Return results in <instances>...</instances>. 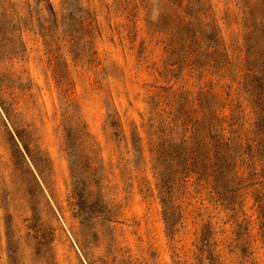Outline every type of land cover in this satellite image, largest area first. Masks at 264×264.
I'll list each match as a JSON object with an SVG mask.
<instances>
[{
	"label": "rangeland",
	"instance_id": "374dc122",
	"mask_svg": "<svg viewBox=\"0 0 264 264\" xmlns=\"http://www.w3.org/2000/svg\"><path fill=\"white\" fill-rule=\"evenodd\" d=\"M263 2L0 0V264H264ZM202 115L236 175L165 206L150 119L193 140Z\"/></svg>",
	"mask_w": 264,
	"mask_h": 264
},
{
	"label": "trees",
	"instance_id": "16d2710c",
	"mask_svg": "<svg viewBox=\"0 0 264 264\" xmlns=\"http://www.w3.org/2000/svg\"><path fill=\"white\" fill-rule=\"evenodd\" d=\"M262 22L263 29L259 31V34L264 41V18ZM205 40L209 46L214 43V41L210 38ZM256 45H258V42L255 40L253 48H255ZM249 47L252 48V45H249ZM184 53V48H175L171 51V54H176L179 56H183ZM258 57L259 59L256 61V64H258L257 69H252L253 72L251 74L254 86L252 94L255 98L254 101L256 106L260 107L262 111V108H264V54L261 53L258 55ZM259 61H261V63ZM197 100L198 98L193 99V107L197 108L199 105L201 108H203L200 97L198 103ZM209 106L210 105H207V108H209ZM154 108L157 110L158 106H155ZM184 109L185 106L182 107V110ZM171 114L173 115V113ZM262 117H264V114H262ZM259 119H261L260 116ZM150 120L153 125L155 122L157 123L154 125V131L156 132L155 134L162 136L167 129L165 128L166 123L161 122L158 119L151 118ZM175 123L178 124V121ZM152 124H149V126L152 127ZM256 128L260 134H264V118L261 121H256ZM166 135L167 134L164 136ZM170 135L173 136L172 128ZM159 137L155 139L152 137L149 139V142L153 146L151 149L152 158L157 162L156 167L153 169L158 179V194L163 205L165 204V206L167 205L166 201L171 198L169 191L174 182L172 179H175L178 174H181L182 177L183 174H187V178L193 174V177L195 176L197 180H201L202 172L208 171L209 174L213 175L216 167L219 164L222 166L221 170L226 172L225 174H227L228 177H232L235 172L233 171V158L229 156V152L227 151L229 143L228 141H224L220 134L218 135L217 123H215L213 119H210V117L202 115L200 120L196 119V121L193 123V140H191L192 136L187 138L186 135H184L182 138H170L169 141L165 140L166 138L160 140ZM191 143L192 147L190 145ZM181 147L183 148L181 149ZM259 147L264 150L260 143ZM229 164H231L230 167Z\"/></svg>",
	"mask_w": 264,
	"mask_h": 264
}]
</instances>
